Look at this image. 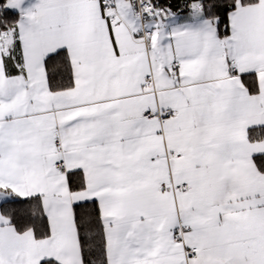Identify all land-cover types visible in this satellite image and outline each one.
Instances as JSON below:
<instances>
[{
    "label": "snow or ice",
    "instance_id": "6c2138e0",
    "mask_svg": "<svg viewBox=\"0 0 264 264\" xmlns=\"http://www.w3.org/2000/svg\"><path fill=\"white\" fill-rule=\"evenodd\" d=\"M0 264H264V0H0Z\"/></svg>",
    "mask_w": 264,
    "mask_h": 264
}]
</instances>
